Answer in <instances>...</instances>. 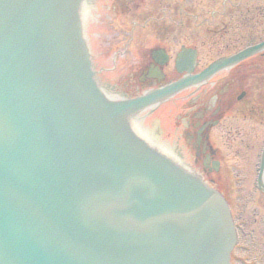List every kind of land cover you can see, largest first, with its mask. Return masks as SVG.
<instances>
[{"label": "water", "instance_id": "1", "mask_svg": "<svg viewBox=\"0 0 264 264\" xmlns=\"http://www.w3.org/2000/svg\"><path fill=\"white\" fill-rule=\"evenodd\" d=\"M77 5L0 0V264H230L226 200L134 134L142 100L105 98Z\"/></svg>", "mask_w": 264, "mask_h": 264}, {"label": "flooded vegetation", "instance_id": "2", "mask_svg": "<svg viewBox=\"0 0 264 264\" xmlns=\"http://www.w3.org/2000/svg\"><path fill=\"white\" fill-rule=\"evenodd\" d=\"M94 2L85 26L86 43L95 79L110 99L124 101L196 80L210 63L238 51L225 53L235 48L239 37L221 32L232 21L225 14L237 12L233 0ZM207 33L217 36L216 49L202 51ZM256 55L260 60L264 52ZM255 56L144 107L128 122L147 142L226 195L230 176L221 175V153L212 131L231 117L234 101L248 97L245 90L238 94L236 83L253 72ZM232 216L236 241L231 264H264V216L254 212L245 218L241 211Z\"/></svg>", "mask_w": 264, "mask_h": 264}, {"label": "rangeland", "instance_id": "3", "mask_svg": "<svg viewBox=\"0 0 264 264\" xmlns=\"http://www.w3.org/2000/svg\"><path fill=\"white\" fill-rule=\"evenodd\" d=\"M248 8L249 2L247 5H242V14H239V11L233 15L225 14L227 19L230 20L232 18L233 21L221 32H227L228 37L230 35L239 37L235 48L229 49L225 53H231L239 48H243L246 44H254L260 40H264V0H251V11L245 14L244 10ZM221 9L223 10V8ZM237 10L234 9V11ZM202 38L205 39L207 44L205 47L200 48L202 51L216 49L217 36H209L207 33ZM212 57L215 58V56ZM257 57L258 55L253 57V59L255 60ZM255 61L256 63H253V71L257 74L256 77L260 78V81L256 84L251 79V82L254 84L251 90L247 84L250 80L246 78L250 76L243 75L236 83L238 94L242 90H247L252 95L246 97L241 103L234 101L230 113L231 117L224 121V125H219L212 131L214 145L220 149L221 153L223 165L221 175H226L228 172L230 176V184L227 187V191L230 190L228 193L231 202L230 212L234 211L237 215L238 211H241L245 218L253 217L254 212L258 213L260 217L264 216V195L256 189L255 183L260 167V156L264 146V112L258 114L259 111L257 109L252 117L245 118L238 111L239 105L246 106L243 108L251 105L264 108V56L262 59ZM258 86H261L259 89H262V91H258ZM258 93L259 95L257 96ZM258 98L261 99L258 100Z\"/></svg>", "mask_w": 264, "mask_h": 264}, {"label": "bare ground", "instance_id": "4", "mask_svg": "<svg viewBox=\"0 0 264 264\" xmlns=\"http://www.w3.org/2000/svg\"><path fill=\"white\" fill-rule=\"evenodd\" d=\"M84 9H87V4L86 3H84ZM84 14V13H83Z\"/></svg>", "mask_w": 264, "mask_h": 264}]
</instances>
